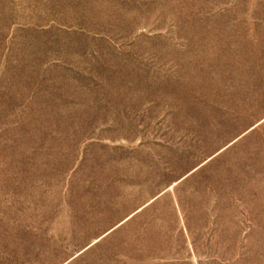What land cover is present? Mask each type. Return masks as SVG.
<instances>
[{
    "label": "rangeland",
    "instance_id": "rangeland-1",
    "mask_svg": "<svg viewBox=\"0 0 264 264\" xmlns=\"http://www.w3.org/2000/svg\"><path fill=\"white\" fill-rule=\"evenodd\" d=\"M0 264H264V0H0Z\"/></svg>",
    "mask_w": 264,
    "mask_h": 264
},
{
    "label": "water",
    "instance_id": "water-1",
    "mask_svg": "<svg viewBox=\"0 0 264 264\" xmlns=\"http://www.w3.org/2000/svg\"><path fill=\"white\" fill-rule=\"evenodd\" d=\"M123 221H125V220H123ZM123 221H122V222H123ZM122 222H121V223H122Z\"/></svg>",
    "mask_w": 264,
    "mask_h": 264
}]
</instances>
